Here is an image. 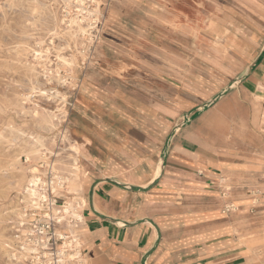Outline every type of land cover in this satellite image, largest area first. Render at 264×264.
<instances>
[{
  "label": "crops",
  "instance_id": "0c3cea01",
  "mask_svg": "<svg viewBox=\"0 0 264 264\" xmlns=\"http://www.w3.org/2000/svg\"><path fill=\"white\" fill-rule=\"evenodd\" d=\"M239 18L250 25L211 21L213 49L182 85L159 78L149 103L117 92L151 123L132 125L114 103L90 127L77 113L86 264H264V57L249 73L264 49V5Z\"/></svg>",
  "mask_w": 264,
  "mask_h": 264
},
{
  "label": "rangeland",
  "instance_id": "374dc122",
  "mask_svg": "<svg viewBox=\"0 0 264 264\" xmlns=\"http://www.w3.org/2000/svg\"><path fill=\"white\" fill-rule=\"evenodd\" d=\"M83 1L0 0V264H54V252L70 250L65 244L69 238L60 235L70 233L57 222L60 212L52 210L51 219L58 224L49 228V210L34 211L32 206L44 207L47 193L57 194L52 181L59 183L71 167L70 144L84 140L76 132L77 113L90 127L98 122L97 113L108 118V105L114 103L127 110L132 125L151 123L125 105L117 92L149 103L157 98L159 78L182 85L213 49L208 30L212 20L248 26V18L239 16L264 5V0ZM72 19L82 20L89 33L73 29ZM261 90L258 127L264 135V86ZM177 120L186 125L192 121L184 116ZM172 129L164 134L166 143ZM130 135L138 139L137 133ZM89 143L90 154L101 158L97 142ZM32 178L39 186L44 182V191L30 206L23 193ZM63 186L66 191L65 179ZM57 195L66 206L70 195ZM75 244L81 256L77 264H86L82 241Z\"/></svg>",
  "mask_w": 264,
  "mask_h": 264
},
{
  "label": "bare ground",
  "instance_id": "6f19581e",
  "mask_svg": "<svg viewBox=\"0 0 264 264\" xmlns=\"http://www.w3.org/2000/svg\"><path fill=\"white\" fill-rule=\"evenodd\" d=\"M36 1V0H35ZM38 1V0H37ZM83 1V0H82ZM85 1V0H84ZM84 1L82 3H84ZM45 5V4H44ZM38 6V5H37ZM2 8V6H1ZM11 8V7H10ZM44 8V7H43ZM33 10V9H32ZM42 10V9H41ZM3 12V11H2ZM39 13L41 11H38ZM33 14V13H32ZM48 15V14H47ZM69 17V16H68ZM80 17V16H79ZM39 18V17H38ZM85 18V19H84ZM82 18L83 21H86L87 18L84 17ZM36 20V19H35ZM80 19H72L70 20L71 22V27L73 29H78L81 35H87L89 33V28H85V26L82 24L83 22ZM93 23H89L88 26H91ZM24 32V31H23ZM95 38V37H94ZM51 41V40H50ZM4 44V43H3ZM85 45V44H83ZM88 47V46H87ZM89 48V47H88ZM27 51V50H26ZM9 52V50H8ZM33 52V51H32ZM22 53V52H21ZM19 55V54H18ZM59 56V55H58ZM40 57V56H39ZM62 57V55H61ZM64 57V56H63ZM48 58V57H47ZM58 58V57H57ZM61 59V58H60ZM47 60V59H46ZM65 61V59H63ZM69 63V62H68ZM64 64V63H63ZM59 77V76H58ZM32 82V80H31ZM54 89V88H53ZM49 91V90H48ZM51 91V90H50ZM41 92V91H40ZM43 98V96H42ZM10 103V102H9ZM2 109V108H1ZM65 113V112H64ZM65 115V114H64ZM23 132V131H22ZM32 136V135H31ZM68 135L65 134L64 137L66 138ZM29 138V137H28ZM4 139V138H3ZM40 139V138H38ZM38 139L36 141H38ZM25 142V141H24ZM38 142H41L40 140ZM81 144L78 143L76 140L70 144V149L72 151L71 155L73 157V161L71 164L70 169L68 170L67 173H64V176L62 175L61 181L59 183H57L56 185H54V181H52L53 183H51V186L53 188H55V192H57V194H62V193H66L70 195V201L69 204H67L65 206L63 215H58L57 216V222L60 225L63 226H67L70 229V233H68L67 235H63L60 234L63 237H67L68 241L65 242L66 247L69 248L70 250H62V251H58V252H54L52 255H54L55 257H52L51 259H53L54 264H77L78 263V259L81 257L80 256V249H78V246H76L75 243H78L81 236H80V232H79V227L82 225V219L79 215V213L77 212V209L75 208V203L79 200V196L78 194L81 192L82 188H81V177L83 174V168L82 165L80 163V155L82 153L81 150ZM55 167L57 168V170L60 168L58 167V165L56 163ZM52 166V165H51ZM53 170L54 167H53ZM53 172V171H52ZM59 177V176H58ZM65 179V183H67V187H66V191H63V182ZM35 179H31L29 180L27 186H25V192L24 194V198L28 201H32L35 199H39L42 196V192L38 189L39 185L37 184V182H35ZM51 181V180H50ZM42 184V183H41ZM44 185V182L43 184ZM51 188V187H50ZM52 188V189H53ZM76 194V195H73ZM77 204V203H76ZM82 206V205H81ZM232 206V205H231ZM234 207V206H233ZM55 211V210H54ZM56 213V212H55ZM25 216V215H24ZM51 218V216H50ZM53 218V217H52ZM54 219V218H53ZM22 224V223H21ZM66 227V228H67ZM31 230V229H30ZM24 231V230H23ZM22 232V231H21ZM59 232V231H58ZM41 233V232H40ZM27 240V239H26ZM15 252V251H14ZM19 253V252H18ZM16 255V254H15ZM14 256V255H11ZM81 259V258H80ZM81 261V260H80Z\"/></svg>",
  "mask_w": 264,
  "mask_h": 264
},
{
  "label": "built area",
  "instance_id": "2783aa9c",
  "mask_svg": "<svg viewBox=\"0 0 264 264\" xmlns=\"http://www.w3.org/2000/svg\"><path fill=\"white\" fill-rule=\"evenodd\" d=\"M38 175V177L39 178H41L42 180H47L48 181V179H49V169H48V173L46 174L47 175V177L45 178V179H43L42 177H40L39 176V174H37ZM42 186V184H40V186L38 187V189L40 190V191H44L43 190V188L41 187ZM47 195H48V198L47 199H45V201H42V205H44V207H42V208H39V207H37V206H32V204H33V202H31V205L30 206H32L33 207V209H34V211H37V210H39V209H43V210H49V213L48 212H46L45 213V216L47 217V224H49V228H51L52 226L54 227V225H56V224H58L57 222H56V220H54V219H51L50 218V215L51 214H53V209L54 208H56L57 209V211L58 212H60L59 214L60 215H63V212H64V209H61L62 207H65L64 205H62V204H60V202H59V197H57L58 195L55 193V194H52V193H47ZM30 202V201H29ZM37 227V226H36ZM40 232H43V233H45V231H40ZM39 232V234H43V233H40ZM46 234V233H45ZM55 234H53V236H54Z\"/></svg>",
  "mask_w": 264,
  "mask_h": 264
},
{
  "label": "water",
  "instance_id": "95a60500",
  "mask_svg": "<svg viewBox=\"0 0 264 264\" xmlns=\"http://www.w3.org/2000/svg\"><path fill=\"white\" fill-rule=\"evenodd\" d=\"M263 57H264V49H263V51L260 53V55H259V57L257 58V60H256V61L253 63V65L250 67V69H249V73H250L251 70L254 68V66L257 65V64L261 61V59H262ZM245 76H246V75H245ZM242 79H243V78H241V79H237L236 82L241 81ZM229 88H230V87H229ZM229 88H228V89H229ZM228 89H227V90H228ZM227 90H226V91H227ZM226 91H225V92H226ZM219 95H221V94H219ZM175 130H176V129H175ZM175 130H174L173 132H175ZM140 189H143V188L140 187Z\"/></svg>",
  "mask_w": 264,
  "mask_h": 264
}]
</instances>
